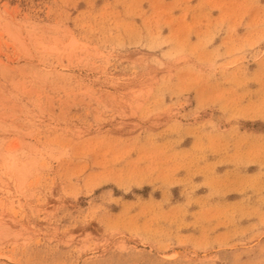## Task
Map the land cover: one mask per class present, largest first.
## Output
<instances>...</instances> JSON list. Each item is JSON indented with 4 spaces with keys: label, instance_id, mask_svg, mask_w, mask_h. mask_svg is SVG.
<instances>
[{
    "label": "rangeland",
    "instance_id": "rangeland-1",
    "mask_svg": "<svg viewBox=\"0 0 264 264\" xmlns=\"http://www.w3.org/2000/svg\"><path fill=\"white\" fill-rule=\"evenodd\" d=\"M0 264H264V0H0Z\"/></svg>",
    "mask_w": 264,
    "mask_h": 264
}]
</instances>
